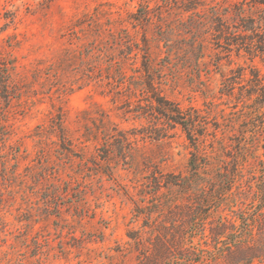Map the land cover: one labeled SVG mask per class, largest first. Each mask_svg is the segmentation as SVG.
I'll return each instance as SVG.
<instances>
[{
    "label": "rangeland",
    "instance_id": "374dc122",
    "mask_svg": "<svg viewBox=\"0 0 264 264\" xmlns=\"http://www.w3.org/2000/svg\"><path fill=\"white\" fill-rule=\"evenodd\" d=\"M263 89L264 0H0V264H149L188 178L215 194L172 229L214 264L209 229L256 204Z\"/></svg>",
    "mask_w": 264,
    "mask_h": 264
},
{
    "label": "trees",
    "instance_id": "16d2710c",
    "mask_svg": "<svg viewBox=\"0 0 264 264\" xmlns=\"http://www.w3.org/2000/svg\"><path fill=\"white\" fill-rule=\"evenodd\" d=\"M219 32H222L220 30ZM232 35V33H229ZM226 40H230L226 39ZM145 71L150 75V68L147 64H144ZM5 87V85H4ZM148 88L151 89V106L155 112L162 118L166 119L169 123L174 125H180L184 132L186 133L187 139L191 144L197 148L196 145V132L201 136L198 127H202L203 121L199 115H193L190 112H185L177 104L168 100L166 97L158 95L155 91L154 85L149 83ZM264 99V89L261 95ZM196 114V112H195ZM189 169L194 174H200L201 170L207 165L201 163L196 159V155H192L189 160ZM233 179L235 180L240 175L233 173ZM189 179V178H188ZM183 179L184 184L187 187H176L180 192L188 194L191 199L188 200L189 204L183 207H177L173 215L166 216L164 221V227L161 231H157L158 239L154 244V251L151 253L149 264H153L152 261L155 260H169L172 255L177 254L182 255L179 258L182 264H204L206 261L210 260L209 256L198 257L197 253L200 252L199 249L188 247V245H181L180 238L177 236V231L172 229L174 224L176 225L178 219L188 217H196L201 214L199 211V205L204 206L206 199L212 198L215 194L213 189L206 187L210 183L198 182L194 183L191 179ZM235 184L231 182V187ZM192 185H197L199 187H190ZM180 186V185H179ZM182 186V185H181ZM256 204L254 205V211H240L236 214L237 223H230L225 221L224 223H219L215 227L209 229V237L213 239L214 246L211 251L212 255L215 257L214 264H220L219 260L224 259L227 264H253L255 261H264V246L257 244L259 240L264 238V171L262 172L256 185ZM231 190H227L229 193ZM140 215L145 214L143 212H137ZM153 214V213H152ZM150 216L147 214V217ZM152 216V215H151ZM206 216V215H205ZM149 219V218H148ZM202 220L200 224L201 231L207 230L206 223ZM175 233V234H174ZM199 248L200 245H198ZM200 256V255H199Z\"/></svg>",
    "mask_w": 264,
    "mask_h": 264
}]
</instances>
